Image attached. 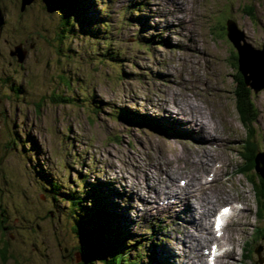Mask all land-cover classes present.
<instances>
[{"label":"rangeland","instance_id":"374dc122","mask_svg":"<svg viewBox=\"0 0 264 264\" xmlns=\"http://www.w3.org/2000/svg\"><path fill=\"white\" fill-rule=\"evenodd\" d=\"M21 3L0 0V264H81L78 224L92 235L115 231L92 222L95 195L125 231L131 257L141 248L144 264H189L184 207L160 191L166 173L183 191L193 172L215 179L206 193L223 196L216 212L237 210L221 239L230 253L217 264H264V210L258 218L244 172L252 156L243 159L249 147L264 155V88L251 90L248 135L227 29L233 20L264 71V0H80L70 26L53 0L24 11ZM20 44L23 62L11 54ZM194 117L216 129L208 146L218 160L204 169L194 148L208 134L191 126Z\"/></svg>","mask_w":264,"mask_h":264},{"label":"trees","instance_id":"16d2710c","mask_svg":"<svg viewBox=\"0 0 264 264\" xmlns=\"http://www.w3.org/2000/svg\"><path fill=\"white\" fill-rule=\"evenodd\" d=\"M53 1L56 4V6L63 11V16H62L63 26H70V21H69V18L71 16L70 13H73L74 10L77 8H78L77 11L79 13L80 9L84 8V5L79 4L80 0H53ZM81 22L83 23V19ZM104 50H109V49L106 46L103 47L102 52L99 53V55L102 56L100 57L101 61L102 59L104 60L105 55H108ZM233 60H234L233 67L236 68L238 66L237 55L233 57ZM237 77H238L237 84H240L241 89L239 91H236L235 93L236 109L238 111L239 119L242 125L248 129V135H252L251 125L254 122V120H256L257 118V114L254 111V103L251 97L252 92L250 88L246 87L244 80L239 72H237ZM246 142H247L246 143L247 146H249L248 139ZM245 152L247 153V155H244L243 159L246 160L247 158V160L249 161L248 157L252 156L251 161H249L250 166L246 167L244 169L245 170L244 172H246L248 179L250 178V181L253 185L254 193L258 200L257 202L259 209L257 214L259 215L258 218H260L259 212L261 210L262 211L264 210V180L262 179V177H260V175H257V173L255 172V161H254L255 151L253 150L251 151L249 147L246 149ZM245 156L247 157L245 158ZM249 172H251L252 175H255L257 177L256 180H258L257 181L258 184L256 183L253 177L251 178V176L247 174ZM82 202H83L82 200L78 201L79 204H81ZM92 206H94L95 208L92 222L99 223L103 228V226L107 225V222L110 221L112 222L111 226H114L113 228L115 229V231L114 232L109 231L106 234L100 232L98 235H92L91 233H87L86 230L82 228L81 224H78L76 227V231L78 232V235L80 236V239L84 246L83 262L81 264H96L95 263L96 260L99 261L101 264H144L143 258L146 256L145 252H142L143 250L141 248H139V250L137 248H133V252H134L132 256L133 258L130 256V251H129L130 248L126 246V242L124 241V237L126 236V234L124 233L125 231L119 232L118 229L116 230L117 227L115 226H119V225L115 224V220L112 215L107 216L105 214L106 213L105 203L101 202L98 195H95L93 197ZM262 215L264 214L262 213ZM256 231H258V229ZM259 232L260 233L256 232L257 235L262 236L261 234L262 231L259 230ZM113 234H115V239L111 240L110 238ZM116 242H120V243L123 242L121 245L122 249L117 250L115 248L114 244ZM132 245L133 244H131V246ZM151 252L153 251L151 250ZM245 254H243L244 257ZM147 258L150 259V262H154L155 260L151 253L148 254Z\"/></svg>","mask_w":264,"mask_h":264},{"label":"bare ground","instance_id":"6f19581e","mask_svg":"<svg viewBox=\"0 0 264 264\" xmlns=\"http://www.w3.org/2000/svg\"><path fill=\"white\" fill-rule=\"evenodd\" d=\"M205 117H207V116H205ZM179 118L177 117V119H179ZM174 121L178 122L176 120H174ZM192 121H193V124L191 126L196 127V129L199 131L202 129V131H204L208 134L207 137L204 136V139H203L204 141L200 142L201 145L198 144L197 147L194 148L197 152V157H198V159L195 160V165H196V167H200V168L204 169L206 167H210L209 166L210 163H212V162L214 163L215 161L218 160L216 158V155L213 154L212 148L208 146V141L215 140V137L213 134L216 132V129H212V127H209L202 119H199L197 117L192 118ZM193 133H196V132L194 131ZM204 154H209L210 160L205 159ZM167 169H168V167H167ZM202 171H204V170H202ZM211 171H212V167H211V170H206V173H209ZM183 172H185V171H183ZM164 173H166V168L164 170ZM214 174L216 175V173H214ZM166 175L168 178L164 177L163 185L161 184V186H162L161 190L162 191H160V193L166 192L167 191L166 189H168L169 192H167L164 195L161 194L160 198H163L164 200H168V202H167L168 205H172V204H174V202L176 200H178L176 202H180L181 205L184 207L181 212L186 213V216L181 215V212H180V216H178V218L181 221L186 220L185 223H182V226L180 228L183 231V234L180 237V241H182V243H185L186 248L188 249V251H190V254L187 257V259H188L187 261L189 264H206V259H204V254H200V251H198V247H200V246H202V245H204V244H206L212 240H215L214 234L212 231L211 222H212V219H213V217L217 211L216 210L217 203L220 199H223V196L221 197L220 193L218 191L215 192L214 190L209 192V193H206L207 190L212 188V184L214 183L215 179L211 180V182L209 183L210 185H209L207 182H202V180H204V179H202L200 177L199 178L196 177L195 173L193 172L191 174L190 180H188L189 178L187 179L188 182L185 185V189L182 191L177 187L176 179L173 178L172 176H170L169 173L168 174L166 173ZM185 178H186V176H185ZM196 181H198L199 183H197ZM234 213L237 214V210H235ZM181 216H183V217H181ZM189 227H190V229H189ZM190 241H191V244L187 243ZM205 248H207V247L206 246L203 247V249H205ZM222 256H219L218 258L220 259Z\"/></svg>","mask_w":264,"mask_h":264},{"label":"water","instance_id":"95a60500","mask_svg":"<svg viewBox=\"0 0 264 264\" xmlns=\"http://www.w3.org/2000/svg\"><path fill=\"white\" fill-rule=\"evenodd\" d=\"M33 1L34 0H22L21 11H24L26 6L32 4ZM3 22L4 16L0 8V26L3 24ZM227 29L229 38L233 41L234 45L236 46L239 52L238 65L240 73L244 76V83L246 87L250 88L254 93H258L260 89L264 88V71L260 68L257 69V67L254 65L251 58V53L253 50L249 46L247 47V45H241V42L244 40V35L243 33H240V30L238 29L235 22H233V20L227 22ZM11 54L17 56L20 62H23L26 57V53L22 50V44L17 46L15 48V51H13ZM251 65L253 67H251ZM249 73L251 74L250 76ZM263 156V154H258L256 156L255 170L264 180Z\"/></svg>","mask_w":264,"mask_h":264}]
</instances>
